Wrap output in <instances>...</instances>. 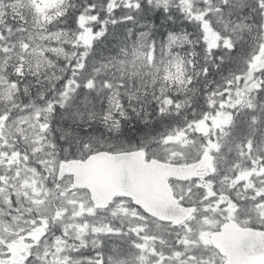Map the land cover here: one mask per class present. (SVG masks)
Here are the masks:
<instances>
[{"label":"snow or ice","instance_id":"obj_1","mask_svg":"<svg viewBox=\"0 0 264 264\" xmlns=\"http://www.w3.org/2000/svg\"><path fill=\"white\" fill-rule=\"evenodd\" d=\"M0 264H264V0H0Z\"/></svg>","mask_w":264,"mask_h":264},{"label":"water","instance_id":"obj_2","mask_svg":"<svg viewBox=\"0 0 264 264\" xmlns=\"http://www.w3.org/2000/svg\"><path fill=\"white\" fill-rule=\"evenodd\" d=\"M98 175L102 180H106L108 178V169L103 162L98 169Z\"/></svg>","mask_w":264,"mask_h":264},{"label":"clouds","instance_id":"obj_3","mask_svg":"<svg viewBox=\"0 0 264 264\" xmlns=\"http://www.w3.org/2000/svg\"><path fill=\"white\" fill-rule=\"evenodd\" d=\"M97 134L105 135L106 132L103 130V128H100Z\"/></svg>","mask_w":264,"mask_h":264},{"label":"trees","instance_id":"obj_4","mask_svg":"<svg viewBox=\"0 0 264 264\" xmlns=\"http://www.w3.org/2000/svg\"><path fill=\"white\" fill-rule=\"evenodd\" d=\"M178 23H179V21H178ZM131 123H132V124H135V120H133ZM103 130H104V129H103ZM105 135H107V133H106Z\"/></svg>","mask_w":264,"mask_h":264}]
</instances>
